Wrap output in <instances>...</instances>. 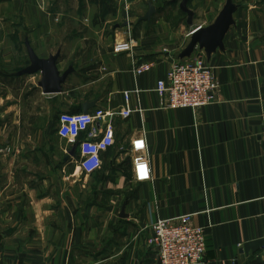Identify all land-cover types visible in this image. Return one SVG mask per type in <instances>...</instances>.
<instances>
[{"label":"crops","instance_id":"crops-1","mask_svg":"<svg viewBox=\"0 0 264 264\" xmlns=\"http://www.w3.org/2000/svg\"><path fill=\"white\" fill-rule=\"evenodd\" d=\"M110 1L121 7L116 13ZM226 1L190 0L189 23L182 0H0V264H158L154 224L184 214L205 228L203 264H264V0H233L239 7L224 49L181 56L191 32L213 23ZM92 4L95 23L105 7L107 22L121 24L109 37L95 33L98 62L84 69L82 84V68L62 67L69 59L51 41ZM122 42L130 49L116 51ZM28 45L41 58L60 53V71L73 68L60 92L44 93L42 74H18L31 64ZM199 55L219 81L216 102L168 107L158 81ZM146 62L151 69L137 74ZM86 102L95 105L75 138L62 117L86 113ZM106 123L115 144L102 168L86 174L79 142ZM138 137L147 146L146 180L133 163ZM76 146L78 158L68 157Z\"/></svg>","mask_w":264,"mask_h":264},{"label":"built area","instance_id":"built-area-1","mask_svg":"<svg viewBox=\"0 0 264 264\" xmlns=\"http://www.w3.org/2000/svg\"><path fill=\"white\" fill-rule=\"evenodd\" d=\"M195 28L191 33L195 32ZM128 43H117L115 50H129ZM152 63H141L136 67L137 74L148 72ZM219 81L213 67L205 58L197 56L171 68L165 79L158 81L156 92L167 98V105L172 109H197L216 102ZM120 114L128 117L130 109L122 108ZM67 125V132L78 137L87 130L88 113L65 115L62 117ZM116 134L112 123H106L102 133L97 129L79 142L80 158L78 166L86 174H93L103 166L102 154L115 144ZM136 177L138 180L150 178L151 168L146 154L147 146L143 138L132 142ZM192 214L159 219L153 226L150 245L157 251L158 264H203L207 249L205 228L192 223Z\"/></svg>","mask_w":264,"mask_h":264},{"label":"water","instance_id":"water-1","mask_svg":"<svg viewBox=\"0 0 264 264\" xmlns=\"http://www.w3.org/2000/svg\"><path fill=\"white\" fill-rule=\"evenodd\" d=\"M189 1L182 0L180 6L187 13L189 23H192L195 13L188 7ZM238 7L233 0H227L224 8L213 23L200 27L192 33L190 43L184 49L181 56H191L197 47L204 50L208 57L218 49H224V39L231 26L235 24L234 13L238 10ZM154 12L155 8L151 6L144 18L146 20L150 19ZM28 50L31 64L20 70L18 74H36L40 72L42 79L39 82V86L42 87L43 92L48 94L60 92L62 90V84L65 83L73 68L61 73L57 63L60 53L51 55L49 58H41L30 45H28ZM94 105L95 102H86L84 104V112L88 113L89 109Z\"/></svg>","mask_w":264,"mask_h":264},{"label":"rangeland","instance_id":"rangeland-1","mask_svg":"<svg viewBox=\"0 0 264 264\" xmlns=\"http://www.w3.org/2000/svg\"><path fill=\"white\" fill-rule=\"evenodd\" d=\"M110 3L112 7H110L109 10H112L114 13H116L117 9L121 8L115 1L114 2L110 1ZM96 7L97 6H93V4L90 6L85 5L83 7V13L81 17L76 16V18L73 21H67V22L63 21V23H65L63 24V26H65L66 28H63L61 26V38L58 40L53 39L51 41L52 49H54L55 51L58 48L62 49L61 59L64 57L69 59L68 63H63V64L61 63L62 67L63 66L67 67L68 65H71V66H75L76 68H79V67L82 68V69H79L78 71L75 70V72H78V74H81L79 75V77L81 78L82 84L89 82V76H86L87 71L84 69L89 67L91 63H94L95 61L98 62V56L96 55V51L94 49L95 44L92 40V38H94L95 36V33L104 31L105 36L109 37L111 34L114 35L115 30L119 27L116 24H121V20H118V21L116 20L117 21L116 22V21H113V19H111L109 22H107L106 20L107 15H105V12H104L105 7H103L104 9L101 8L98 11L100 20L99 22L95 23L93 16L96 13L95 12ZM69 9H72V7L71 6L68 7L66 11H69ZM67 28L69 30L66 33L65 31ZM74 47L76 48V52L72 54L69 51L73 50ZM89 47H90V50H89ZM66 70L63 68L61 70V73L65 72ZM72 72H74V70ZM35 75L36 77H39L41 76V73H36ZM35 75H27V76H35ZM88 88L89 87H83V91ZM77 150H78L77 146L72 149V152L69 150L67 153L68 157L71 158L72 153H74L76 154L74 157L78 158Z\"/></svg>","mask_w":264,"mask_h":264}]
</instances>
